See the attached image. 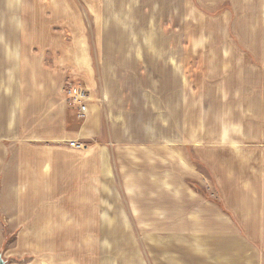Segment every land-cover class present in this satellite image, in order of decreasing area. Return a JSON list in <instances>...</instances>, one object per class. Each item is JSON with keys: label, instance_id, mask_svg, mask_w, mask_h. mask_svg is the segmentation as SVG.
Instances as JSON below:
<instances>
[{"label": "rangeland", "instance_id": "rangeland-1", "mask_svg": "<svg viewBox=\"0 0 264 264\" xmlns=\"http://www.w3.org/2000/svg\"><path fill=\"white\" fill-rule=\"evenodd\" d=\"M263 65L264 0H0L3 263L244 264ZM88 75L99 134L75 152L27 140L32 106Z\"/></svg>", "mask_w": 264, "mask_h": 264}, {"label": "crops", "instance_id": "crops-1", "mask_svg": "<svg viewBox=\"0 0 264 264\" xmlns=\"http://www.w3.org/2000/svg\"><path fill=\"white\" fill-rule=\"evenodd\" d=\"M89 60V59H88ZM91 61V59H90ZM264 67V65H263ZM264 76V71H262ZM63 100L52 101V99H47V97L36 103L35 106H32V113L36 114L35 118L31 122V128L28 130H22V134H25L28 137L27 140L30 141H42V142H55L60 145L64 150L75 152L82 149L83 142L82 140L94 139L100 132V120L98 119V115L96 111L98 110V106L96 104L90 103L88 107L87 113L80 117L78 116V109L75 106H72L75 110V116L81 119V123L79 125L68 124L66 122L64 116V108L66 98L63 96ZM29 135V136H28ZM68 137V139H67ZM72 139H79V144L81 148H71L68 146V141ZM81 141V142H80ZM65 142V143H64ZM85 144V143H84ZM66 145V146H65ZM49 147V146H47ZM19 159V158H18ZM20 162H26L31 164H36L35 166H40L42 169H47L49 164L55 162L52 159V156H36L35 153L32 155L28 154H20ZM102 163L104 161L102 160ZM45 165H47L45 167ZM38 170V169H37ZM39 184L36 182L35 186ZM23 188L21 187V191ZM246 210V220L247 222L251 220L250 227L247 226L245 228V262L244 264H264V202H256V203H245ZM55 207L49 208V212H52L50 215L49 221H43L35 219L33 221V227L37 229L36 235H28V238L25 240L26 242H43L47 227H54L53 221L60 215L53 214L54 211H59L60 208ZM248 211H251V219L248 217ZM41 222V223H40ZM36 224V225H35ZM8 224H2L0 221V249L4 243L5 235L7 231L4 230V226ZM45 233V234H44ZM23 235V234H20ZM11 261L7 264H22L16 263L13 261L12 257H14L13 253L8 254ZM3 259L4 256H2ZM47 264L44 260L37 261L32 259L31 261L25 264Z\"/></svg>", "mask_w": 264, "mask_h": 264}, {"label": "built area", "instance_id": "built-area-1", "mask_svg": "<svg viewBox=\"0 0 264 264\" xmlns=\"http://www.w3.org/2000/svg\"><path fill=\"white\" fill-rule=\"evenodd\" d=\"M89 63L92 69L93 66L91 61ZM91 75H88L87 80H83V82H79L77 80L76 82L75 80H68L64 88L66 101L70 105L75 106L78 109V116L80 117L84 116L87 113L88 107L93 101L91 92L93 89V84L90 80ZM68 146L71 148H81V145L79 144V141L77 139L69 140Z\"/></svg>", "mask_w": 264, "mask_h": 264}, {"label": "water", "instance_id": "water-1", "mask_svg": "<svg viewBox=\"0 0 264 264\" xmlns=\"http://www.w3.org/2000/svg\"><path fill=\"white\" fill-rule=\"evenodd\" d=\"M0 264H4L1 258H0Z\"/></svg>", "mask_w": 264, "mask_h": 264}]
</instances>
